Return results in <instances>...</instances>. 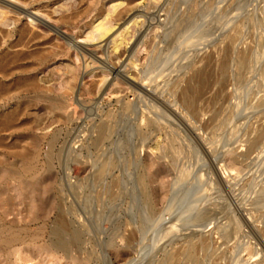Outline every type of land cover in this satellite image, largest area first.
I'll return each instance as SVG.
<instances>
[{"label":"rangeland","instance_id":"1","mask_svg":"<svg viewBox=\"0 0 264 264\" xmlns=\"http://www.w3.org/2000/svg\"><path fill=\"white\" fill-rule=\"evenodd\" d=\"M1 1L2 10H15L9 15L17 22L0 26V39L5 34L0 40V264H167L166 257L175 248L188 246L195 237L209 232L210 242L205 248H198L193 258L180 255L178 264H234L235 256V264H261L256 261L264 259V190L259 185L264 181V0H128L133 15L142 19L145 27L158 24L162 30L169 18L174 21L179 17L183 8L195 17L178 32L162 34L158 45L146 39L149 44L145 42L140 48L134 65L143 86L137 98L129 91L120 97L114 92L93 94L84 90L89 83L74 89L69 81L66 87L71 89L73 105L59 121L54 111L57 103L51 100L58 97L57 93L37 98L35 93L23 91L24 77L46 70V62L26 57L44 46L14 47L32 37L19 38L15 34L18 29L37 30L33 29V18L16 7L22 12L43 14L62 3L75 5L71 12L81 11L85 3L49 0L46 6L47 0ZM91 18L92 14L84 21ZM118 27L111 34L119 32ZM61 31L68 38L80 34L72 26ZM231 35L232 51L241 48L250 54L241 77L236 70V51L228 55L226 73L219 74L224 55L219 47ZM98 41L89 43L97 46ZM122 50L118 47L117 53ZM204 50L213 52L205 73L208 77L219 74L210 85L211 92L222 90L211 102L215 125L201 128L205 113L195 119V127L204 134L202 140L195 139L166 110L170 102L160 92L182 76L188 68L185 65L196 62ZM65 69L59 64L52 76L47 72L46 85L55 86L58 79H66L67 75L61 76L66 74ZM120 70L116 69L114 75ZM148 90L157 93L155 98L148 95ZM137 103L134 111L132 106ZM198 107L203 109L201 102ZM108 109L119 114L118 123L95 149L90 142L92 131L101 112ZM142 109L155 111L166 130L173 128L169 134L179 150L168 151L162 158L163 169L159 171L163 188L156 200L146 199L137 179L146 163L142 143L152 142L149 138L142 141L136 130ZM256 134H260L259 139L251 146ZM159 135L161 142L165 141L163 132ZM233 152L234 170L226 159ZM242 215L249 223L242 221ZM231 220L240 224L238 230ZM216 225L224 226L226 233L213 230Z\"/></svg>","mask_w":264,"mask_h":264},{"label":"bare ground","instance_id":"2","mask_svg":"<svg viewBox=\"0 0 264 264\" xmlns=\"http://www.w3.org/2000/svg\"><path fill=\"white\" fill-rule=\"evenodd\" d=\"M79 2L80 3L84 2L85 5L81 11H77V12H75V11L71 12L72 10H74L76 8V6L74 5V6L70 7L68 3L59 4L56 7L52 8L49 12H44L43 14H40L37 12H30V13L22 12L21 8L16 7L18 10L21 11V13H24L25 15L33 18V29H37V30L32 32L31 29H29V27L25 28V29H22V27H21L20 29H18L15 34L18 35L19 38L24 37V36H28L30 38L31 35H32V37H31V40L29 42L25 41L26 42L25 44L23 43L24 39L22 40L23 44L18 43V42H17V44L15 43L14 47L18 48V46H19L18 49L20 50V48H29L33 45L44 46V48L40 52H36L34 54L30 53L29 55L27 54L28 56H26L24 54V56H26L27 58H34V59L41 61V62L42 61L46 62V70L36 71L34 73L33 77H24L23 82L25 83V86L23 88L24 89L23 91L33 92L36 94L37 98H44V96L47 97V95L50 93H57L58 97H54L51 100H54L57 103L54 111L57 115L58 121L63 120L62 114H64V116H65L66 113L68 112V109H70L71 106L73 105V101L71 99V92H70L71 89L69 87H66L67 84L69 83V81L71 83H73L74 89L81 88L84 85V83H86V82L89 83V85L86 88H84V90L86 92H90L93 94L114 92V93H116V95H118L120 97L124 93H127L129 91V93L131 92V94H133L134 98H137L136 94H137L138 90H141V88H143V86H141L139 84V78H140L139 74H138L139 72H137V69L134 66L136 61H137L136 60L137 54L140 52L139 51L140 48L143 46V44L145 42L148 43L149 41H151L155 45H158V42H160L162 40V38H161L162 34H173V33L178 32L182 28H185L188 25H190V23L194 20V17H195V15L192 14L189 10H186L185 8H183L179 17L177 16L178 18L176 17V19H174V21H172V17L169 18V22H167V24H169V26H167V24H166L164 29L161 30V25H158V24H152L150 26L145 27L143 25V22H142L143 20L136 18V16L133 15L134 8L132 9V7L129 6L128 0H79ZM124 2H125V5H122ZM4 3H6V2H4ZM48 3H49V0H47L45 5L47 6ZM0 6H2V5H0ZM1 8H3V7H1ZM1 8H0V26H2V24H3L5 27H6V25H8L7 27H9V25H11V24H16L17 19H14V17L9 15L10 14L9 11H13V10H5V9H7L5 7H4L5 9L2 10ZM231 9H232V7H231ZM18 14H19V12H18ZM91 14H92V18L87 22L84 21ZM8 15H9V17H8ZM81 21H83V23L79 24V22H81ZM117 24H119L118 28H121V29L120 30L118 29L119 32L117 31L118 33L116 32L115 35L111 34L112 30L114 29V27ZM65 26L66 27L72 26L73 28L79 29L80 34L72 36L71 38L69 37L70 38L69 39L68 36L66 34H64V32L61 31V28L65 27ZM192 32H194V30ZM3 35L5 36V34H3ZM111 35H114V36H111ZM200 35H202V34H200ZM190 36H189V38H190ZM3 37L1 39H3ZM143 37H145V38H143ZM197 37H199V35ZM236 37H237V35H236ZM184 38H185V36H184ZM194 38H196V36ZM203 38H204V36H203ZM146 39H149V41L148 40L146 41ZM232 39H233L232 35L227 37L224 40L223 44H221L219 47L220 49H222V51L224 53L223 60H222L221 66H220V68H221L220 73H219L220 75H224L226 73L227 59L229 58L228 55L233 49V48H231ZM96 40H100V42L98 41L100 44H98L97 46H91L89 42L93 41V43H94ZM186 40H190V39H186ZM193 40H191V42ZM194 41H196V40H194ZM204 41H206V39H204ZM102 42H104V43H102ZM164 42H165V40H164ZM188 42L186 41V43L189 45ZM208 42H209V40H208ZM118 47H121L123 49L121 52L119 51V53H117ZM235 51L234 52L236 55V66H237L236 70H237L238 76L241 77V74L247 68V65H249L250 54H249V51L246 49L240 48V49H237ZM16 54L20 55V53H18V52H16ZM212 54H213V52H211L209 50H204L202 52V54H200V56L198 57L196 62L191 64V61H192L191 60L187 65H185L188 68L186 69L185 73L182 76H179L174 81L172 80L173 79L172 78L171 80L173 81V83H171L169 85L166 84L167 85V86H165L166 89L164 88L165 90L162 89V91L160 92V94L162 96H164L165 99H167L170 102V103L166 104V106H165L166 110L169 113H171L172 115H174L180 122H182L189 129V131L192 133V135L194 136L195 139H202V140L204 139V136H203L204 134H202L201 131H198V129L195 127L194 122H196L195 119H197L198 116H200L204 113L207 115L206 121L203 123V126L201 127V128H203V130L207 129V128H211L215 125L214 119H215L216 112H215V110L211 109V102L217 96L218 90H222V89L217 88L216 91L211 92L210 85L218 80L219 74L214 76V77H211V76L208 77L207 74L205 73L204 67L208 64L209 59L211 58ZM122 56H124V58H121ZM140 57H142V56L140 55ZM138 59H140V58H138ZM0 61H1V59H0ZM256 62H257V60H256ZM59 64H61L62 66H64L66 68L65 69L66 74L61 75V76L67 75V78L66 79L61 78L58 80L56 79L57 81L55 82V86H47L46 83L49 80L47 72H49V74L50 73L52 74L53 68L56 67L57 65L59 67ZM0 66H3V64ZM137 68H139V67H137ZM1 69H2V67H1ZM116 69H121L120 70L121 73L118 74L119 76L114 75V72ZM125 74H128V75H125ZM96 76H98V79H94V77H96ZM4 77H5V75H4ZM18 79H21V78L18 77ZM262 79H263V86H264V67L262 70ZM168 80H167V82H168ZM15 81H17V80L15 79ZM23 82L22 83L20 82V84H22L21 86H23ZM176 82H178L179 84H178V86L174 87ZM147 93H148V95L152 96L153 98H155V96L157 94L156 92H153L151 90H148ZM199 102L202 103L203 109H200L198 107ZM261 102L264 104V94L262 96ZM137 105H138V103L134 104L132 106V109L134 111L137 110ZM150 105H152V104H150ZM152 108H154V107H152ZM124 113H123V116H124ZM67 117H68V115H67ZM99 117H100V121L98 122L96 127L93 129L92 138L90 140L91 144L95 147V149H98L107 140L109 134L115 130L116 125L118 123L119 114L116 112H112L111 109H108V110L102 111L101 115ZM192 118H194V119L192 120ZM163 121H165V120H163ZM166 124H168V123H166ZM168 126H170V125H168ZM170 128L168 127L166 130V127L162 123L161 118L159 117V115L155 111L149 112V111L142 109L141 112H139V121L136 123V130L138 132V135L142 141H144L147 138H149V140L152 141L150 144H147V145H145V143H142V151H143V156H142L143 158L142 159L143 160L145 159L146 163H145V169H144L143 175L137 176L138 182L142 185L143 192L146 195V196L144 195L146 197V199L148 197L152 200H156L157 197H159L161 195V194H159V191L161 190V188H163V185H162L163 179L161 177V171L163 169V166L161 164L162 158L166 156V153L168 151L173 153V152L178 150L177 149L178 145H176L175 141L173 140V138L169 134L170 130H173L172 127H170ZM161 132H163V134L165 136V138H164L165 141H163V142H161L162 140L160 139L161 137L159 135ZM227 136H228V134H227ZM259 136H260V134H256L255 137H253V139H251V141H250L251 146L255 145V143L259 139ZM189 138H190V136H189ZM235 146H236V144H235ZM234 151H235V149H234ZM178 152H179V150H178ZM235 152L228 153L227 158L225 157L226 159L230 160V162H231L230 168L233 170L235 168H237L236 161H235L236 159L234 157ZM178 154H180V153H178ZM175 155L173 157H176ZM170 156H172V155H170ZM173 157H172V159H173ZM176 165H174V166H176ZM159 170H161V171H159ZM255 171H257V170H255ZM98 175H99V173L97 174V176ZM259 185H261L260 190H264V181L262 184H259ZM171 188H173V187H171ZM208 188H213V186L208 187ZM208 188H206V189H208ZM203 191L204 190H202V193H203ZM198 194H200V193H198ZM194 202H196V201H194ZM191 205H193V204H191ZM236 208L237 209L239 208V204L236 206ZM205 218L206 217H204V219ZM240 218L242 219V221L249 223L248 219L245 218V216L243 217V215H242V216H240ZM258 220H259V218H258ZM109 221H110V219H109ZM161 222H162V220H161ZM161 222H159V223H161ZM202 222H204V221H202ZM225 223H226V221H225ZM233 223H235V222H233ZM222 225L213 226V230L218 231L220 233H223V232L226 233V230H224L225 227ZM239 225H240L239 223H235L234 227L236 230H238ZM166 228H168V227L166 226ZM198 229L200 230V227ZM190 230H192V229H190ZM199 230L193 232L192 234L197 233ZM236 230H234V231H236ZM226 236H227V234H226ZM209 242H210V232L207 235H204L203 237H200V238L195 237L193 242L190 245L178 246L172 252H170L168 255L165 254V255H167V257H166L167 264H178L180 261V255H184V257L187 256L189 258H190V256H192V258H193L194 254L197 253L195 251L198 248H203V247L205 248V246ZM252 248H253V246H252ZM251 250H248V252ZM242 251L245 252L246 250L244 249ZM115 252H117V251H115ZM251 252L254 253L255 250H252ZM246 254H247V252H246ZM257 255H258V253H257ZM236 257L237 256H235V260L237 259ZM197 258H198V256H197ZM207 258H208V256H207ZM214 259H215V257H214ZM245 259L243 258V261ZM235 260L233 261L234 264H235ZM256 262H262L261 264H264V259H259ZM199 264H201V263H199Z\"/></svg>","mask_w":264,"mask_h":264}]
</instances>
